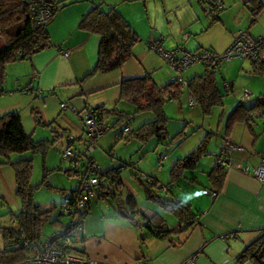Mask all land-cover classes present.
<instances>
[{
  "label": "crops",
  "instance_id": "0c3cea01",
  "mask_svg": "<svg viewBox=\"0 0 264 264\" xmlns=\"http://www.w3.org/2000/svg\"><path fill=\"white\" fill-rule=\"evenodd\" d=\"M89 1L90 3L87 6L79 4L77 8L72 10L69 16L61 14L62 10L60 13L57 11L48 22L47 28L52 44L41 51L33 53L29 57L33 72L29 79L31 81L30 85L28 81L24 86L26 90L30 91V94L33 93V97L30 98L28 94L21 92L24 94L21 99L13 98L14 92L18 91V89H13L11 82H3L2 88L4 91L2 94L0 93V112L18 109L20 104L29 106L30 108L28 113L25 114V119L23 114H21L23 126L24 121L26 122L24 126L25 131L27 127V133L33 134L37 132L38 135L45 134L52 136L53 134L48 132V128H55L52 132L59 133L60 137L58 136V138L65 142V146L69 145L75 153H82L85 148V131L77 114L78 109L84 106L96 108L102 105L111 107L123 104L120 100V80L122 77L149 74L156 83L164 84L169 82V80L162 83L161 76L171 68L169 67L170 64H165L166 59L157 51L147 46L132 51V55L124 61L121 67L109 72H97L82 80L96 63L97 47L100 40L98 34L82 30L77 25L81 15L92 2H99L103 6V0ZM205 1L208 0H197L198 4ZM260 1L262 9H264V0ZM221 2L223 7L218 8V11L213 15V19L211 21L208 20L207 26H219L221 30L220 35L227 31L228 35L225 34V36H227L228 41L226 40L222 46L221 51H223L231 42L236 29L245 26V21L240 20L236 27H232L228 23L229 19L225 18V15L229 12L231 14V11L242 3L245 13H249L252 17V3H249V0H221ZM212 6L214 8V5ZM114 7L116 8L115 5ZM116 10L118 9L116 8ZM118 12L122 13L119 10ZM213 20H215V23L212 22ZM185 24L188 25L190 31L194 30L193 26L196 27L195 29H198V22L194 19H190L189 22L182 20L176 28L180 25V29H182L185 27ZM225 24H228V26L226 27ZM209 27H205V29ZM132 28L137 35L135 44L139 40V35L135 28ZM188 37L189 34H187L186 38ZM189 48H191L190 45ZM195 48L197 50L208 49L207 46L200 43ZM62 50H67L68 55L62 54ZM203 68L199 69L193 65L185 71V78L188 79L194 74L201 73ZM221 68L222 70L220 71ZM216 69L219 71V77L224 80V85L230 83L231 88H226L227 93L233 91L236 81L243 75L241 72L244 70V67H239L232 62H223ZM18 71L16 69L12 74L15 76L17 88L21 89V79L16 76V72ZM231 71L232 73L229 77L227 74ZM247 73L248 75L245 74L244 76L252 78L256 75L249 71ZM185 78H183L184 81L186 80ZM245 82L252 88L250 99L257 95V93H264V82H262L261 86V80L258 79V84L250 82V80ZM184 93H186L190 101L189 92L184 90ZM236 95V102L243 99L240 93ZM60 100L69 102L75 109H67L68 107L60 108L58 105ZM254 100L249 104H253ZM242 102L246 104L245 100ZM33 110L40 113V122L36 121ZM259 112V110L251 112L250 119H252L250 122L252 130H250L245 121L236 119L231 124L227 135L229 142L240 144L244 147L243 150H231L230 156L234 162L237 161L241 166L247 167V171H243L240 167L239 169L234 166L228 167L222 186L217 189V194L211 195L208 191H205L207 194L203 193L204 188L214 187L207 178V172L213 165L216 154L221 152L223 139L220 135L215 140L216 144L210 147L209 153L211 156L201 158L195 168L184 170L177 181L169 184L170 189L173 190V193L179 199L191 205L197 220L192 227L171 234L173 239L183 241L180 245L172 246L168 237L151 236L145 241H141L139 231L124 217H118L114 212L107 211L109 209L107 204L96 192L94 196L103 201L102 211L100 212V208L96 203L97 211L96 208L92 211H94L93 214L97 220H94L93 225L87 223L84 227L82 224L81 234L82 238H85L77 243L79 246L78 252L89 258L98 260L102 264H181L190 257L193 258L188 264H229V262L232 264L234 257L237 256L244 245L256 238L264 230V183L258 181L252 173L253 169L260 162L261 152H264V117L261 114L259 115ZM54 114H60V116H54ZM124 123V125H128L127 121ZM66 133L73 136L71 142L66 139ZM111 138L112 134L108 135L105 141ZM156 141L158 140L156 139ZM102 145H100L99 154L106 155L105 148ZM217 149L219 151L215 153ZM91 156L95 163L98 164L94 156ZM115 159L117 158L111 155L110 159H106V162L115 164ZM172 160L170 159V161ZM171 163L169 168L171 167ZM86 166V157L79 156L76 170L80 174H77V181L70 195L74 194L73 191L81 180L82 173L86 171ZM10 167L9 165L0 166V196L4 197L3 209L8 208V206L15 209L19 207V202L15 195L14 171ZM100 168L105 170L108 166L104 164ZM142 172L144 171L141 170V174ZM9 178L10 183L8 181ZM12 180L13 182L11 183ZM176 188H178V191H176ZM196 188H199V193H197ZM129 189L136 193L141 192L139 185L134 184V188L130 185ZM70 195L63 196L59 206ZM148 201L145 207L140 204V207L146 214L151 215L157 212L168 226L176 228L179 222L172 213L160 209L152 200L148 199ZM12 203H15V206H12ZM42 205L48 206L49 204L42 203ZM90 206L91 199L89 210ZM3 209L0 211H3ZM4 215L2 214L0 217L4 218ZM8 215L10 214L8 213ZM226 232L229 233L228 237L220 238V235L226 234ZM228 238L230 239L227 240Z\"/></svg>",
  "mask_w": 264,
  "mask_h": 264
},
{
  "label": "trees",
  "instance_id": "16d2710c",
  "mask_svg": "<svg viewBox=\"0 0 264 264\" xmlns=\"http://www.w3.org/2000/svg\"><path fill=\"white\" fill-rule=\"evenodd\" d=\"M69 2H72V0H69ZM249 3H252L251 13L253 19H255V16L262 9V3L260 0H249ZM66 4V0H41V3L38 5L40 7L50 8L51 10L48 16L44 17L40 22H36V17L33 19L30 15L29 2L27 0H0V93L4 91L2 83L5 63L30 57L33 53L41 51L51 45L52 41L47 24L58 9ZM212 5H214V8ZM211 7L212 9L218 10L216 0L211 3ZM77 25L82 30L94 32L100 36L96 63L82 80L97 72L104 73L119 68L132 55L133 45L137 40V35L130 23L116 10L114 5L104 7L99 2H92L88 9L81 15ZM232 40L229 45L232 43ZM148 46L151 48L150 43H148ZM183 48L186 49L185 47ZM236 59L249 60L251 66L249 65V68L246 70L253 74L262 75L264 78V59L258 61L253 56L231 57L228 60H221L220 63L218 62L215 65L201 61L204 64L203 71L192 75L185 80V83L181 74L180 78L170 79L169 82L164 84L156 83L149 74L122 77L120 80V100L123 102L122 105H132L134 113L149 110L153 113V119L142 121L125 135L121 133V129L117 132L120 136H124L126 140L132 137L144 143L148 138L155 137L158 141H161L167 134V118L164 105L168 100L179 101L184 90L189 92V96L192 99V103L188 100V104L192 108L197 106L202 112H209L214 105H222L226 88H231V86L230 83L224 85V80L219 77L216 68L227 61L241 67L243 61H235ZM174 73L171 78L176 75L175 71ZM244 88L241 89V96L244 95ZM247 98L237 101L225 118L224 129L220 133L223 139L222 149L221 152L216 154L214 163L207 172V178L214 187L204 188V191H208L211 195L217 194V189L222 186L225 172L228 168L227 158H229L231 149L229 148L227 135L233 121L242 119L247 123L250 130H252L250 122L252 119H250L251 112L259 110V115L261 114L264 117V94L260 93L251 105H246L242 102ZM93 109L96 111L98 118L105 121L113 116L112 126L119 125L123 120H126L128 123L133 114L129 109L114 105L111 107L102 105ZM33 111L36 121L40 122V113L36 110ZM213 135L211 132L206 133L187 154L171 161L169 179L166 183H162L158 177L151 174L144 172L141 174V170L137 168L135 173L132 172L143 195L145 194V199L152 200L160 209L170 212L176 217L179 222L176 228L168 226L162 216L157 214V212L148 215L140 207L135 192L131 191L128 186L125 187V182L121 176L122 167L129 164L125 161L105 170L99 167L100 170H97L99 182L95 186V193L97 192L103 199L115 198L117 197L116 194L121 191V188H126L127 191L124 193L122 199H114L116 200V204L114 206L112 205V207L114 213H117L116 216L127 219L139 231L141 241H145L151 236L160 238L168 237L172 246H178L183 241L173 239L171 234L192 227L197 220L191 205L179 199L173 193V190L170 189L169 184L177 181L184 170L193 169L197 166L199 160L207 152V143ZM53 136L52 141L47 138H33L24 129L19 109L0 112V155L3 156L2 158L0 157V166L8 164L12 167L16 184L15 195L19 201V207L15 210L8 206V212L13 224L0 225L1 237L3 239V246L0 248V264H31L30 260L28 261L29 257H31L30 252L32 255L34 252L33 246H40V244H49L54 250L60 249L67 254L79 255L94 260L98 264H102L98 260L89 258L78 252L79 246L77 243L85 238H82L81 229L77 230L75 234L72 233L78 225L82 224L83 218L89 212L90 200L85 208L82 209L83 211L80 210L77 214H75V211L66 212L63 210L64 205L71 203L78 192L80 181L73 191L74 196L71 194L70 197L66 198L65 202L60 206L62 212H59L56 217L51 218L55 211L54 204L52 206H43L33 199V193L38 183H32L30 181L33 165L32 158L28 155H19V153L27 150L43 153L50 144L58 139L59 133L54 132ZM68 136L66 133V139L71 142L73 136L71 138ZM68 147L72 150L69 145ZM65 148L66 146L61 152ZM13 152L18 154L17 158L11 157ZM76 154H81V156L83 154L85 156L89 155L85 152V148L82 153ZM162 155L165 154L159 155V163ZM62 159H64L63 156ZM65 170L76 175L79 173L74 166ZM85 174L86 171L82 173L81 177ZM43 181L45 182V179ZM121 212H125L126 216ZM62 213L70 214L73 219L63 223L60 217ZM48 221L55 226V230L51 229L52 231L49 235H44V225ZM228 234V232L226 234L223 233L220 235V238H227ZM65 237L69 238L67 242L64 241ZM246 260H250L255 264L264 263V230L256 238L246 243L237 254L236 264H241Z\"/></svg>",
  "mask_w": 264,
  "mask_h": 264
},
{
  "label": "rangeland",
  "instance_id": "374dc122",
  "mask_svg": "<svg viewBox=\"0 0 264 264\" xmlns=\"http://www.w3.org/2000/svg\"><path fill=\"white\" fill-rule=\"evenodd\" d=\"M95 1H99V0H95ZM66 2H67L66 5L58 9V13H60V11L62 10L61 14H66V16H69L72 10H74V8H77L79 4H85L87 6L90 3L89 0H72V2L66 0ZM212 2L211 0H208L198 4L197 0H103V6L105 7L106 5H115L116 8L122 12L121 14L125 17V19L128 22H130V25H132V27L135 28L137 34L139 35V40L134 44L133 51L138 50L139 48L142 47H147L151 39L152 40L159 39L161 41L162 46L166 49H172L176 46H182L188 50L189 49L195 50L196 49L195 46L198 45V43H200L203 44L204 46H207L208 49L210 50L221 51L222 46L227 40V36H225V34H227V31L226 33H222L220 35L221 30L219 26H215V25L210 27L207 26L209 21L213 19V15H215V13L218 11L217 9H212L211 7ZM225 18L229 19L228 23L232 27H236V25L239 23L240 20L245 21V26L238 27L236 31L238 29H247L248 27V31L251 34L264 35V9L260 10L258 14L255 16V19H253V17H251L249 13H245L244 5L240 3V5L236 6L234 10L231 11V14L230 12L227 13L225 15ZM190 19L192 20L194 19L198 22V29H195L196 27L193 26L194 30L190 31L188 29V25L186 24L185 27L182 29H180L181 28L180 25L176 28V26L182 20H184L185 22H189ZM212 22L215 23V20H213ZM225 25L226 27L228 26V24ZM205 27H209V28L205 29ZM183 33L189 34V37L186 38L185 35H183ZM218 35L220 36L218 37ZM189 45L191 46L192 49L189 48ZM235 61H243V63L241 64L242 67H244V70H242L241 72V74L243 75H241V77L236 81L233 91L224 93L222 105H214L209 112H202L197 106H194L192 108L188 104V96L186 95V93L182 95L179 101L168 100L164 105V111L167 118L166 136L161 141H156L155 137H150L144 143L140 142L136 138L131 137L126 140L124 136H120V134L117 131L121 126L125 124L124 122L126 120L121 121V123L119 124L120 126L119 125L112 126L114 118L113 116H111L106 120L109 122L110 125L109 130L108 131L106 130L99 137L98 148L94 149L89 155L94 156L99 167H103V165L105 164L109 168L121 164L122 161L129 163L124 165L121 169V176L125 182V187H127L128 185L129 188L130 185L133 188H134V184L138 185L137 181L132 175V172L133 173L136 172V168L144 171V173H149L153 176H156L159 178V180L162 183H166L169 179V166L171 162L170 159H175V157L178 156L181 157L187 154L199 142V140H201L208 132H211L214 135L209 139L207 143L208 145L207 152L202 156V158L206 156H211V154L209 153L210 147L213 146V144H216L215 140L217 139V137L220 136V133L224 129L225 118L228 115L231 108L236 104V100H237L236 94L240 93L241 89L244 87L252 91V88L245 81L250 80V82H254L255 84H258V79H259L261 80V86H262V82H264L263 76L259 74H256L255 77L252 78L244 76L245 74L248 75L246 68L249 65L251 66L249 60L236 59ZM227 62L229 63L230 61ZM166 63L169 65L167 61L165 62V64ZM193 65L199 69L200 68L202 69L204 66V64L200 61H195L191 63L188 67H186L183 70L182 72L183 78L186 77L185 71L188 68L192 67ZM4 68L5 69H4L3 82L6 83L11 82L13 85L12 86L13 89H18V91L16 90L14 92V95L12 97L21 99L24 96V94L21 92L28 94L30 98L33 97V93L30 94V91L26 90V87L24 86L31 78L32 76L31 73L33 72L29 57L6 62ZM16 69L19 70L18 72H16V76L17 78L21 79V84H20L21 89L17 88V85L15 84V76L12 74ZM221 70L222 68L220 69V71ZM217 73H219V71ZM231 73L232 71L229 72L227 75L230 77ZM174 74L175 73L171 68L168 69V72L161 76L162 83L166 82L167 80L170 81V79H172L171 77ZM28 83L30 85L31 81H29ZM259 85H260V81H259ZM260 93H257V95L253 96V98L250 99L247 97H249L251 94L247 92L243 97V98H247L245 99L246 104H249L253 99L259 96ZM60 101H65V100H60ZM24 105L25 104H20L18 109L20 111V115L23 114L25 119V114L28 113L30 107ZM116 106L120 108L123 107L129 109V111L133 112L134 115L132 114L133 117L131 116L130 118L131 121L128 123L131 130H133L136 126H138L142 121L153 119V113L149 110L139 111L137 113H134V109L132 108V106L122 105V104H118ZM55 115L60 116V114H54V116ZM25 125L26 122L24 121V126ZM26 129H27L26 131H28L27 127ZM51 129L52 128H48V132L54 135L52 131H54L55 128H53L52 130ZM28 134H31V136L35 139L47 138L50 139V141H52L54 137L53 135L52 136H47L45 134L38 135L37 132H34L33 134L32 133H28ZM111 134H112V138L109 139L108 141H105V138ZM100 145H102V147L105 148L106 155L99 154ZM64 146H65V142L58 138L55 142L50 144L47 150L43 153L38 151H29V150L19 153V155H28L29 157L32 158L33 165L31 170L30 181L32 183H38L33 193V199L40 204L45 203L51 206L52 204L55 205L54 208L55 211L51 218L58 216L59 212H62L61 207L59 206L60 201L63 198V196L66 197L70 195L71 190L73 189V187H75L77 181L76 174L69 173L68 171L65 170L67 168H70L72 165L70 162L62 159L61 150ZM218 151L219 150L217 149L215 153H217ZM160 154H166V155L161 156V160L159 163ZM111 155H114L115 158H117L114 160L115 164H109L106 162V159H110ZM0 157L2 158L3 156L0 155ZM11 157L17 158L18 154H15L13 152L11 154ZM229 159L232 160L233 158L229 155ZM235 163H237V161ZM6 165L8 164H3V166ZM234 167L239 169V166L234 165ZM44 179L45 182L43 181ZM8 181L10 183V178ZM12 182L13 180L11 181V183ZM196 189H197V193H199V188ZM63 191L65 192L63 193ZM126 191H127L126 188H121V191L118 194H116L117 197L115 198L110 197L106 199L102 198L109 208L107 209V211L110 210L114 212L112 205L114 206V204H116V200L118 198L122 199ZM176 191H178V188H176ZM203 193L204 194L206 193L204 189H203ZM135 194L137 196L138 203L145 207V205H147L149 201L145 199V194L143 195L142 190L139 193L135 192ZM103 201L99 200L94 195L91 196L90 210L83 218V222H82L84 227L87 223L93 225L95 222L94 220H97L95 215L93 214L94 211L92 210L96 208L97 211V206H96L97 203L101 212L103 207L102 205ZM3 202H4V197L0 196V210L4 208V205H2ZM11 205L15 206V203H12ZM11 209L15 210L14 207H11ZM8 213H9L8 208H5L3 209V211H0V216L2 214H5L4 218L0 217V225L13 224L10 215H8ZM60 217L63 223L69 222L70 219H73L72 216L67 213H62ZM54 228L55 226L52 223H50V221L46 222V224L44 225V235L45 234L49 235L52 231L51 229ZM229 239L230 238H228L227 240ZM2 246H3V239L1 237V232H0V248ZM30 256H31V252H30ZM187 259L189 260V258ZM183 264H185V262H183ZM232 264H236V257H234V262H232ZM241 264H255V263L250 260H246Z\"/></svg>",
  "mask_w": 264,
  "mask_h": 264
},
{
  "label": "built area",
  "instance_id": "2783aa9c",
  "mask_svg": "<svg viewBox=\"0 0 264 264\" xmlns=\"http://www.w3.org/2000/svg\"><path fill=\"white\" fill-rule=\"evenodd\" d=\"M27 1L29 2L30 15L33 19L36 17V22H40L44 17L49 15L50 8L40 7L38 5L41 3V0ZM216 6L222 8L223 4L220 0H216ZM184 35L187 37V34ZM149 43L151 48L158 51V53L170 64L171 69L176 72V75L171 80L180 78L182 70L195 61H204L211 65H215L218 62L220 63L221 60H228L231 57L253 56L258 61L264 59V35L254 36L247 30L242 29H239L236 32L232 43L221 52L210 49L190 51L184 49L182 46L166 49L162 46L159 39L150 40ZM62 53L66 56L68 55L67 50H62ZM247 92L251 94L249 89L244 88V95L242 97H244ZM190 103H192V99H190ZM59 106L60 108L68 107L73 110L75 109L73 105L65 101H60ZM77 114L86 134L85 152L90 154L98 146L99 137L110 128V125L105 120L98 118L96 111L91 107L84 106L77 110ZM130 129L129 125H125L121 129V133L125 135ZM68 137L71 138L72 135L70 134ZM229 148L231 150L244 149L242 145L233 142H229ZM62 156L64 157V160L70 162L72 166L76 167L78 164V157L81 156V154H76L66 146L62 152ZM260 157V162L256 168L253 169L252 173L258 181L264 183V152H261ZM227 159L228 167L235 165L239 166L243 171H247V167H243L229 158ZM86 160V174L81 178L78 185V192L72 199L71 203L64 205L63 210L66 212L75 211V214H77L78 211L85 208L90 200V196L95 193V186L99 182L97 170H100V168L91 155L86 156ZM79 229H81V225H78L72 233L75 234ZM68 240L69 238L65 237L64 241L67 242ZM33 249L34 252L28 259L31 264H97L96 261L79 255L67 254L60 249L54 250L49 244L33 246ZM189 262H191V257L189 260L186 259L185 264Z\"/></svg>",
  "mask_w": 264,
  "mask_h": 264
},
{
  "label": "water",
  "instance_id": "95a60500",
  "mask_svg": "<svg viewBox=\"0 0 264 264\" xmlns=\"http://www.w3.org/2000/svg\"><path fill=\"white\" fill-rule=\"evenodd\" d=\"M124 216H126V213L125 212H121ZM264 264V263H263Z\"/></svg>",
  "mask_w": 264,
  "mask_h": 264
}]
</instances>
